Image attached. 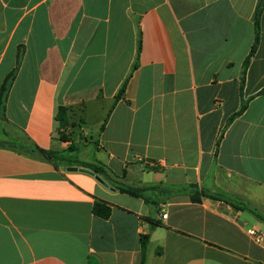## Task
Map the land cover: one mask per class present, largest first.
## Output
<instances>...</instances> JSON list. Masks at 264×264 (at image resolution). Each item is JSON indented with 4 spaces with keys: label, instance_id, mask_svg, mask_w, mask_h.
Listing matches in <instances>:
<instances>
[{
    "label": "crops",
    "instance_id": "0c3cea01",
    "mask_svg": "<svg viewBox=\"0 0 264 264\" xmlns=\"http://www.w3.org/2000/svg\"><path fill=\"white\" fill-rule=\"evenodd\" d=\"M258 3L0 0V92L18 67L0 116V264H142L147 235L144 264H264V239L248 233L264 235L248 210L264 216ZM61 107L74 127H61ZM8 140L74 145L82 163L160 186L146 203ZM222 194L239 203L210 197ZM97 200L109 219L93 213Z\"/></svg>",
    "mask_w": 264,
    "mask_h": 264
},
{
    "label": "trees",
    "instance_id": "16d2710c",
    "mask_svg": "<svg viewBox=\"0 0 264 264\" xmlns=\"http://www.w3.org/2000/svg\"><path fill=\"white\" fill-rule=\"evenodd\" d=\"M264 12V0H259L258 3V7L255 13V18H254V22H255V44L254 47L252 49L251 52V56L254 55V53L256 52L257 46L259 44V36H260V19L262 17V14ZM141 49V41L139 40V44H138V50L140 51ZM21 61V56L19 55L18 57V66L20 64ZM136 69V65L134 66L133 70ZM17 73H18V67L7 76V78L5 79L3 86L1 88V92H0V116L2 118H4L5 115V110H6V104H7V98H8V94L12 88L13 83L16 80L17 77ZM127 83H125V85L123 86V88L121 89L119 95H123L126 89ZM118 98V97H117ZM247 109V104L243 102L242 107L240 109V111L235 114L228 122V126L239 116H241L245 110ZM69 110L66 107H61L59 109V113H58V119L60 122V125L62 128H68L74 125L71 124L70 122V118H69ZM62 139L65 141H68L67 138L65 136H62ZM1 145V144H0ZM3 146H7L10 147L14 150H16L17 152L29 155V156H33V157H40L49 161H52L54 164L58 165H65L68 167L71 166H77V167H82V168H86V169H90L91 171H93L94 173H96L97 175L102 176L103 178H105L109 183H111L116 189H118L121 193L123 194H127L129 196L135 197V198H140L145 200L146 203H150L149 199H147L145 197V195L149 192H154L158 189L159 185H151V186H138V185H134V184H130L128 182H126L124 179L121 178H117L115 175H113L110 170H108V168L103 165L100 162H94V163H82L81 161H79L77 159V155L80 153V149L74 145H71L66 151L63 152H54V151H44L39 149L37 146H35L34 144H29V143H18L15 141H10L8 140L5 144H2ZM191 190H194L196 192V194L198 196H201V193H199L196 189L197 187L194 186H190ZM213 199H218V198H222L224 200H226L227 202H229L230 204L236 206L239 201L235 200L233 198H229L227 196H225L224 194L216 196V195H212L210 196ZM194 201H200V199L195 196L193 197ZM253 215L256 216V218L264 223V216L259 214L257 211L255 210H251L248 209ZM111 206L104 201L101 200H97L94 204L93 207V213L102 219H109V217L111 216ZM156 224L152 226V228H156ZM149 239L150 236H143L141 239V245H142V264H144L145 261V254H146V249L149 243Z\"/></svg>",
    "mask_w": 264,
    "mask_h": 264
},
{
    "label": "water",
    "instance_id": "95a60500",
    "mask_svg": "<svg viewBox=\"0 0 264 264\" xmlns=\"http://www.w3.org/2000/svg\"><path fill=\"white\" fill-rule=\"evenodd\" d=\"M69 172H81V173H85L88 174L90 176L95 177L103 186L105 187H109L108 184L101 178L99 177L96 173H94L91 170L82 168V167H77V166H71L67 169Z\"/></svg>",
    "mask_w": 264,
    "mask_h": 264
},
{
    "label": "built area",
    "instance_id": "2783aa9c",
    "mask_svg": "<svg viewBox=\"0 0 264 264\" xmlns=\"http://www.w3.org/2000/svg\"><path fill=\"white\" fill-rule=\"evenodd\" d=\"M138 162H139L140 164H142V165H145V164H146L144 158H138ZM167 217H168L167 214L163 215V218H164V219H167ZM248 233H249L250 236H252V237L254 238V240H255L257 243H261V242L263 241V239H264V235H263V233H261V232L258 231V230L250 229V230H248Z\"/></svg>",
    "mask_w": 264,
    "mask_h": 264
},
{
    "label": "rangeland",
    "instance_id": "374dc122",
    "mask_svg": "<svg viewBox=\"0 0 264 264\" xmlns=\"http://www.w3.org/2000/svg\"><path fill=\"white\" fill-rule=\"evenodd\" d=\"M83 122V121H82ZM76 125H77V123H76ZM86 139L85 138H81L80 139V142H81V144H82V146H84V141H85Z\"/></svg>",
    "mask_w": 264,
    "mask_h": 264
}]
</instances>
